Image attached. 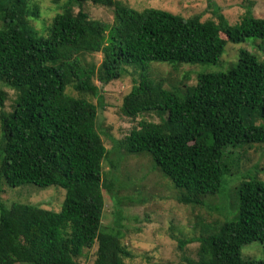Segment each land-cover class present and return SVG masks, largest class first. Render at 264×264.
<instances>
[{"label": "trees", "instance_id": "obj_1", "mask_svg": "<svg viewBox=\"0 0 264 264\" xmlns=\"http://www.w3.org/2000/svg\"><path fill=\"white\" fill-rule=\"evenodd\" d=\"M87 1L113 8L112 23L91 18L82 9ZM208 5L215 20L138 9L121 0H65L41 33L32 25L37 4L0 0V83L15 92L7 112V94L0 87V191L4 184L26 183L65 190L59 211L0 200V264H79L94 244L93 264H130L116 179L102 169L107 151L96 126L97 106L87 99L96 96L94 81L107 84L137 73L120 112L132 119L155 113L159 120H139L119 145L130 155L148 154L185 204L219 193L227 147L264 144V17L246 7L229 24L219 6L211 0ZM250 39L259 54L241 48L230 67L199 72L195 83L183 88L140 73L151 62L217 63L228 41ZM93 52L103 55L98 65L85 57ZM103 192L114 205V226L108 229H101ZM237 193L235 219L179 239L181 248L199 243L188 264H264V257L244 259L240 252L252 241L264 252V180L246 177Z\"/></svg>", "mask_w": 264, "mask_h": 264}, {"label": "rangeland", "instance_id": "obj_2", "mask_svg": "<svg viewBox=\"0 0 264 264\" xmlns=\"http://www.w3.org/2000/svg\"><path fill=\"white\" fill-rule=\"evenodd\" d=\"M134 8L156 7L171 11L183 17L196 13L202 20L214 19L209 0H121ZM214 7L219 6L229 24L238 21L246 7H250L255 17H264V0H211ZM39 8V16L34 18L32 25L41 33L52 17L61 11L65 0L58 3L51 0H31ZM217 5V6H216ZM73 11L79 7L74 4ZM82 9L91 18L107 23L113 21V8L94 5L87 1ZM259 42L256 39V43ZM246 48L259 54L252 40L243 43L228 41L224 53L217 63H201L177 65L176 63L151 62L142 72L153 77H165L168 84L183 88V84H194L199 72H215L230 67L238 58V51ZM101 52L85 55L86 59L98 65L102 60ZM131 72V70H130ZM137 73H128L107 84L94 81L97 85L96 96L87 95V99L97 106V130L106 148L102 160L103 173L107 176L113 171L116 187L121 199L120 224L122 225V242L132 251L130 264H188L187 258L196 257L198 242H187L182 248L179 239L198 236L207 224L231 221L238 213L237 190L243 179L255 176L264 180V144L229 146L225 149L223 162L227 166L219 193L205 195L198 204H185L178 201L179 194L170 178L157 169L148 154L130 155L120 147L119 141L129 133L130 129L141 119L158 121L155 113H142L135 119L121 114L120 105L123 96L129 92L133 78ZM7 96L4 109L12 110L15 92L7 85L0 83ZM78 95L73 89L68 90ZM257 123H262L258 120ZM112 164L115 167H112ZM104 194V211L101 229L114 226V205L106 192ZM65 195L60 186L51 185L45 188L32 183L19 187L2 185L0 200L5 205L12 202L39 205L42 208L59 211ZM97 245L85 249L78 258L79 264H93ZM242 258L261 259L264 252L258 241H252L241 248ZM29 264V263H22Z\"/></svg>", "mask_w": 264, "mask_h": 264}]
</instances>
